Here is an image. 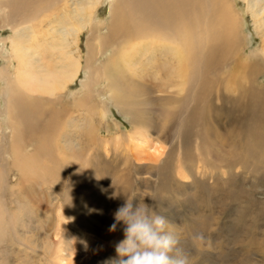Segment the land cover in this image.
<instances>
[{
    "label": "rangeland",
    "instance_id": "rangeland-1",
    "mask_svg": "<svg viewBox=\"0 0 264 264\" xmlns=\"http://www.w3.org/2000/svg\"><path fill=\"white\" fill-rule=\"evenodd\" d=\"M24 1L33 12L52 0ZM118 1L124 26L146 22L147 30L171 35L173 46H188L184 59L192 65V79L186 86L172 79L169 67L179 58L169 49L141 52L130 64L119 59V51L127 50L116 39L119 26L108 25L112 0H100V5L96 0H56L41 13L45 29L51 20L68 33L65 46L80 62L73 83L67 76L64 85L58 84L59 59L47 51L49 58L38 60L25 43L33 53L27 58L32 78L40 62L39 79L48 82L31 90L25 84L21 91L15 80L24 59L6 57L5 42V50L0 49V264H44L59 246L71 253L68 242L61 244L66 233L75 239L77 254L89 251L78 262L74 253L66 257L67 264H102L116 256L115 245L124 238L122 223L115 232L109 228L127 196L144 198L167 218L188 264H264V13L261 22L249 8L263 11L264 0H191V17L178 16L158 29ZM90 8V26L98 34L84 27L73 44L71 29L85 24ZM230 24H235L233 39ZM11 34L0 30L1 39ZM221 34L229 36L231 46L220 51L215 46ZM113 46L118 47L115 56ZM202 78L205 97L199 93ZM187 91L190 98L182 106L162 100L178 101ZM16 92L40 100L19 122L11 106ZM119 96L132 111L118 108ZM202 97L205 104L196 106ZM5 102L10 121L3 115ZM193 106L208 120L185 129ZM128 111L138 113L134 122ZM138 131L146 132L140 138L144 144L134 137ZM16 137L20 140L14 142ZM155 140L161 141L163 156ZM181 167L185 178L177 172ZM86 172L88 185L82 177ZM83 188L90 192L85 198Z\"/></svg>",
    "mask_w": 264,
    "mask_h": 264
},
{
    "label": "bare ground",
    "instance_id": "bare-ground-1",
    "mask_svg": "<svg viewBox=\"0 0 264 264\" xmlns=\"http://www.w3.org/2000/svg\"><path fill=\"white\" fill-rule=\"evenodd\" d=\"M55 1L56 0H52L51 3L55 2ZM96 1H97L96 3H98L99 5L101 4V2L99 3L100 0H96ZM122 1H123V4L126 2L134 10H136L137 12H135V13H137L138 16L142 17L144 20L148 19L151 22L152 26L154 28H157V29L162 28V27L163 28L168 27L169 24L172 23V20H177L176 17H178V16L183 17L185 14H187L189 17H191V8H192L191 7V0H122ZM51 3L46 2L45 6L43 8H41L40 5H38L39 7H36V9H35L36 11L29 12V9H28L29 4H27V2L24 0H3L2 3L0 2V9H2V11H0V12H2V14L0 16L1 17L0 22L2 24L1 29L6 28L12 33L11 36H9L7 39H1L0 38V44H1L0 49L5 50L4 49V48H6L5 42H8L9 43L8 47H9L10 53L7 52L8 54H6L7 55L6 57H8L10 59V57L15 56L17 58V60L19 59V61H20V59L22 60V58L24 59L22 64H21L22 61L21 62L18 61L19 62L17 64L18 70H16L17 74H16V80H15V82H17L16 87L18 86L21 91H25L26 88L28 90H31L34 88L37 89V88H40V85L47 84V82H48L46 79H39V77L43 73L42 70H44V69L41 70V68H40L41 64L38 65L40 67H37V64H39L40 62L36 64V67L34 66V69H33L34 73H35L34 76H36V77H34V79L32 78L33 73L31 72V70H29V68H27L28 67L27 66L28 65L27 58L30 55H31V57H33L32 52H35L39 55L38 60H40L41 58H43L44 60H47L46 58H49V56L46 55L47 51H49L51 58H53L55 60L59 59L60 63L62 64L63 70L60 71L61 77L57 83L61 84V86L64 85L63 83H61V82H63L64 77L68 76L69 79L67 81H70V83H73L75 81V78L77 77V75L79 73L80 62H78V58L74 57L72 55L73 51H71L69 49V46L68 47L65 46V42L67 44L69 43L68 38H67L68 33L66 32V29L53 27L52 26L53 22L51 20H48V24H51L49 27H47L45 29V27L43 26L45 20L43 21L41 19L42 18L41 13L44 12V9L48 10L51 6ZM249 8L251 11H253L254 16H256L257 18H260V21L262 22V15L264 13V10L261 12H255L254 9L250 5H249ZM92 11L90 8L89 9V16H88L87 20L84 21L85 24L80 25L78 23V25H79L78 29H76V30L71 29L73 32H75L74 38L72 41L73 44L76 40V37H77L80 29H83L84 27L87 30H89L91 33L95 32L98 34V32L94 31L93 30L94 28L90 26V23L92 20ZM172 12H174V13H172ZM122 15H123V7L121 6V2H119L118 0H112V6L110 8L108 25L109 26H113V25L119 26V28L117 30L116 39H117L118 43L126 44V45H124L125 49L124 48H120V49L127 50L124 54L123 53L121 54L119 51V59L123 60V62L125 64H130L136 60V58L140 55L141 52L158 51V50H161V48L169 49L173 53L174 57L179 58L178 60H176L172 64V67H169L170 74L172 75V79H176V80H178L177 82H181L180 84H182V85L184 84L186 86V83L192 79V72H193L192 65H191L189 59H184L185 57H188V55H189L188 46L182 45V43H180L182 45L181 48L178 45L173 46L171 43H169V41L171 39V35L161 34L157 31L152 32L150 29L147 30V28L149 27V24L146 22L143 23L141 26H132V28L129 29L128 27L124 26L119 20V18L122 17ZM234 25L235 24H230V26H229L231 28V36H230L231 39L236 37L235 36L236 30L234 28ZM97 38H99L98 35H97ZM127 42H130V43H127ZM229 42H230L229 36H227V34L226 35L221 34L218 37V43L216 44L215 48L219 47L218 50H220V51L224 50L227 48V46H229V47L231 46ZM25 43H29L31 45V46H29V48H32V50H33L31 52V54L28 53V51H27L28 48L25 47V45H26ZM126 46H128V47H126ZM101 48L103 49V45ZM104 49L106 50V48H104ZM113 49L114 50L112 53H113V56H115L116 51L118 50V47L115 48V46H113ZM0 53H1V51H0ZM1 54H3V53H1ZM46 64H47V62H46ZM39 68H40V70L37 72L36 69H39ZM206 70H207V66L204 67L203 72ZM6 72H7V70H6ZM201 73H202V71H201ZM1 78H3V77H1ZM25 84L27 86H25L26 88L24 89L23 85H25ZM205 85H206V82H205L204 78L199 79V93H201L204 97H205V93L203 90L205 88ZM6 86H7V93H8V92H10L11 88H9V86H10L9 84L8 85L6 84ZM19 92L14 93V97H13L12 105H11L13 110L18 113L17 116L14 115L16 122L20 121L19 119H21L22 115L31 114L33 112L34 107L36 105H38V103H40L39 102L40 100L37 101V100L31 98V96H28L26 94L24 95V94H21ZM31 92H33V91H31ZM188 93H189V91H187L185 93L186 95L184 94L183 95L184 97L180 98L178 101H175V100L169 101L170 98H167V97L163 98L162 100H164V102L166 104L175 103L176 105L182 106L186 102V100H188L190 98V94H188ZM28 97H30V98H28ZM122 97L129 104H133L132 100L130 98H128L126 95H123ZM6 98H7V96H6ZM204 104H205V99L202 97L200 100H198L196 102L195 105L196 106H202ZM117 105H118V108L121 110H124L125 106H126V108L127 107L130 108L120 96L118 97ZM193 108H194V106L187 110V112L189 111V115L186 117L185 129H188V127L192 124H197L198 122H206L208 120V116H207V118H204L205 116L203 113H200V114L195 113V112H193ZM132 109L133 108H130V111H132ZM129 113L132 116V122H134L138 113L137 112H135V113L129 112ZM3 115L5 117H7L10 121L9 111H8V107H7L6 102H5V109L3 111ZM200 117H202V118H200ZM24 129H25V131H29V128L26 126L24 127ZM132 130H136V128L132 127ZM162 132H163V130H162ZM18 133L20 134L21 138L25 139V137L22 136L23 135L22 132H18ZM159 133H161V132H159ZM144 136H146L145 131H138L137 133L134 134V137L137 140H139L138 141L139 144L145 143L144 141H143V143H142V141H140V138H144ZM159 138H160V136H159ZM18 140H20V138L16 137L14 139V142H17ZM14 142H13V144H14ZM155 144H157L158 150L160 151L159 155L163 156L165 149L163 148V145H161L162 144L161 141L157 142L155 140ZM17 149H18V146H17ZM155 150H157V149H155ZM59 160L62 161L61 158L56 159V161L60 162ZM167 160H168V158H165V161H167ZM91 165H93V164H91ZM177 172L180 176H183L185 178L187 171H186L185 167H181ZM49 174L53 175V173H51V172H49ZM21 175L22 176H20V178L23 179L22 167H21ZM54 175H56V174H54ZM82 177L84 178L85 182L88 185V183H89L88 178L89 177H88L87 172L84 174L82 173ZM59 178L57 180H60ZM115 179H117V178L114 177V180ZM186 179H187V177H186ZM182 180L184 181L185 179L182 178ZM114 183H115V185L117 184L116 181ZM117 186H119V182H118ZM79 191H80V194H82L84 196V198L90 194V192L87 190V188H83L82 190H79ZM115 193H116V190H115ZM112 194H114V193H112ZM154 199H157V194L154 195L153 200ZM58 215L59 216L63 215L62 210H59ZM59 216H58V218H59ZM59 222H60V220H59ZM61 222H62V220H61ZM62 223H65V221ZM62 223H60V224L58 223V224L60 226H62L61 225ZM68 226L73 228L72 224H69ZM76 227H77V225H76ZM64 233H62V234H64ZM69 237L70 236H67V233H66V235H61V244L63 245L64 241L68 242V245L70 244L69 249H70V251L72 249V252L71 253L65 252L63 249V246H59L58 250L55 252L54 255H52L50 258H49V256H47L48 258L46 257L44 264H67L68 261H66L67 260L66 257L71 258L73 253L76 255L75 256L76 261L78 262L80 257H82L85 253H87V254L89 253V251H86L83 254H81V253L77 254L76 251L78 249H77L76 244H75V239L71 238V237L69 238ZM78 237L84 239V241L86 240V238L83 235V232H80ZM66 242H65V245H66ZM65 245H64V247H65ZM68 245H67V247H68ZM43 259H44V257H43Z\"/></svg>",
    "mask_w": 264,
    "mask_h": 264
},
{
    "label": "clouds",
    "instance_id": "clouds-1",
    "mask_svg": "<svg viewBox=\"0 0 264 264\" xmlns=\"http://www.w3.org/2000/svg\"><path fill=\"white\" fill-rule=\"evenodd\" d=\"M114 221L109 231L115 232L122 223L124 238L115 245L116 256L102 264H188L178 248L177 236L168 230L167 218L144 203V198L136 201L135 197L127 196L115 211Z\"/></svg>",
    "mask_w": 264,
    "mask_h": 264
}]
</instances>
